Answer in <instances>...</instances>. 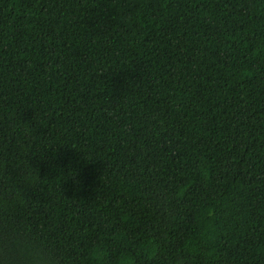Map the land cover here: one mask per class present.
I'll list each match as a JSON object with an SVG mask.
<instances>
[{
	"label": "trees",
	"instance_id": "16d2710c",
	"mask_svg": "<svg viewBox=\"0 0 264 264\" xmlns=\"http://www.w3.org/2000/svg\"><path fill=\"white\" fill-rule=\"evenodd\" d=\"M0 210L69 264H264V0H0Z\"/></svg>",
	"mask_w": 264,
	"mask_h": 264
},
{
	"label": "clouds",
	"instance_id": "9594fccd",
	"mask_svg": "<svg viewBox=\"0 0 264 264\" xmlns=\"http://www.w3.org/2000/svg\"><path fill=\"white\" fill-rule=\"evenodd\" d=\"M0 264H69L64 252L0 210Z\"/></svg>",
	"mask_w": 264,
	"mask_h": 264
}]
</instances>
